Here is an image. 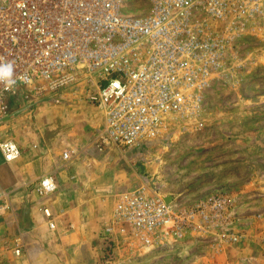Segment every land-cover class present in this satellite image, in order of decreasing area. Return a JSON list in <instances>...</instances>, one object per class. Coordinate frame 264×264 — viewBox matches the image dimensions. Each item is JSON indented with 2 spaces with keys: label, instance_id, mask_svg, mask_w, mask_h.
Here are the masks:
<instances>
[{
  "label": "built area",
  "instance_id": "built-area-1",
  "mask_svg": "<svg viewBox=\"0 0 264 264\" xmlns=\"http://www.w3.org/2000/svg\"><path fill=\"white\" fill-rule=\"evenodd\" d=\"M129 2L0 0V62L13 63L16 80L10 91L0 83V125L10 98L28 89L57 90L83 65L95 75L89 99L103 115L96 144L125 152L176 119L195 120L233 47L264 22V0H146L150 8L141 15L127 11ZM20 153L14 140H0V165ZM48 179L52 187L44 185ZM54 188L46 175L35 192L44 198ZM164 195L147 183L117 194L100 233L111 250L162 248L190 233L222 230L232 220L224 192L189 207L167 203ZM41 209L53 229L51 209ZM22 244L16 238V255Z\"/></svg>",
  "mask_w": 264,
  "mask_h": 264
},
{
  "label": "rangeland",
  "instance_id": "rangeland-1",
  "mask_svg": "<svg viewBox=\"0 0 264 264\" xmlns=\"http://www.w3.org/2000/svg\"><path fill=\"white\" fill-rule=\"evenodd\" d=\"M149 8L146 0H130L126 9L141 15ZM254 28L233 47L195 120L176 119L156 138L142 140L125 152L117 150L126 156L130 173L141 184H155L183 207L221 192L228 194L232 220L222 230L203 236L190 233L162 248L130 251L118 246L113 251L100 233L119 192L103 190L99 232L79 230L68 219L63 231L54 228L49 233L51 249L45 264H264V22ZM70 74L73 79L57 90L28 89L10 98L0 140H14L20 155L36 145L39 152L58 135L64 120H70L62 117L64 110L75 115L87 107L96 109L89 99L95 75L83 65ZM13 164L0 165V264H39L30 258L29 228L25 220L14 217L8 199ZM104 165H109L107 159ZM95 182L97 188H104L105 182ZM31 186L19 196L20 205L23 198H34L35 185ZM232 236L236 242L230 240ZM16 238L23 242L19 255L14 253Z\"/></svg>",
  "mask_w": 264,
  "mask_h": 264
},
{
  "label": "crops",
  "instance_id": "crops-1",
  "mask_svg": "<svg viewBox=\"0 0 264 264\" xmlns=\"http://www.w3.org/2000/svg\"><path fill=\"white\" fill-rule=\"evenodd\" d=\"M62 117L70 120H64L58 135L50 142L49 139L41 149L39 148V152L35 151L36 145L33 150L20 155L16 161L8 163L10 165L14 163L13 176H10L12 178L9 181L13 189L10 188L8 191V199L14 205V217L25 220L24 224L29 228L27 230L32 236L29 247L30 258L38 260L39 264L46 263L44 260L51 249L48 236H51L49 233L54 228L63 231L65 226L69 225L68 219H70L79 230L93 233L95 229L99 232L98 224L104 216L100 211L103 190L112 193L121 192L141 184L135 173L133 171L130 173L126 156L121 155L111 145L96 144L98 134L103 128V115L99 108L87 107L75 115L64 110ZM75 118L76 122L73 120ZM65 150L70 152L68 159L62 157V152ZM118 154L120 158L117 157ZM98 158L102 164L98 165L96 161ZM105 158L108 166L104 165ZM110 158H113V162H109ZM46 175L53 178L54 191L42 198L34 189L35 195L32 201L23 198L20 205L18 198L20 195L22 197L24 188L32 187L31 185H35V188L40 178ZM98 180L105 182L104 188H97L98 182L95 181ZM45 205L53 214L55 222L53 229L49 228L42 213L41 208Z\"/></svg>",
  "mask_w": 264,
  "mask_h": 264
},
{
  "label": "clouds",
  "instance_id": "clouds-1",
  "mask_svg": "<svg viewBox=\"0 0 264 264\" xmlns=\"http://www.w3.org/2000/svg\"><path fill=\"white\" fill-rule=\"evenodd\" d=\"M14 76V66L11 61L0 62V83L4 85L5 91H10L14 88L16 80ZM44 185L46 187H52V181L50 179L45 180Z\"/></svg>",
  "mask_w": 264,
  "mask_h": 264
},
{
  "label": "water",
  "instance_id": "water-1",
  "mask_svg": "<svg viewBox=\"0 0 264 264\" xmlns=\"http://www.w3.org/2000/svg\"><path fill=\"white\" fill-rule=\"evenodd\" d=\"M164 199L167 203L171 202L172 199L174 198V195L173 194H165L164 196Z\"/></svg>",
  "mask_w": 264,
  "mask_h": 264
}]
</instances>
